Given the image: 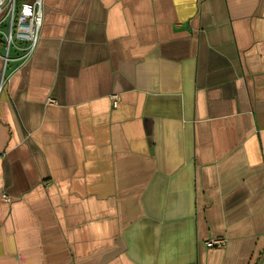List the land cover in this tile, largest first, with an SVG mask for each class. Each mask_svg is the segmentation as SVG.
I'll return each mask as SVG.
<instances>
[{"label":"crops","instance_id":"crops-1","mask_svg":"<svg viewBox=\"0 0 264 264\" xmlns=\"http://www.w3.org/2000/svg\"><path fill=\"white\" fill-rule=\"evenodd\" d=\"M43 12L0 37V264H264V0Z\"/></svg>","mask_w":264,"mask_h":264},{"label":"built area","instance_id":"built-area-1","mask_svg":"<svg viewBox=\"0 0 264 264\" xmlns=\"http://www.w3.org/2000/svg\"><path fill=\"white\" fill-rule=\"evenodd\" d=\"M18 1L0 0V37L6 49L4 63L8 59V51L12 46L21 51L23 59L33 52L44 20L43 0H32L30 9H19ZM112 98L116 104L118 96L113 95ZM224 243V239L221 238L207 240L209 247L222 246Z\"/></svg>","mask_w":264,"mask_h":264}]
</instances>
